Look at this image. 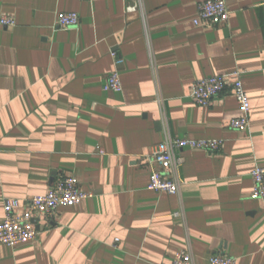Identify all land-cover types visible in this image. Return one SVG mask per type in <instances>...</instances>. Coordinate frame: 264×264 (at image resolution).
Instances as JSON below:
<instances>
[{"label": "crops", "instance_id": "obj_1", "mask_svg": "<svg viewBox=\"0 0 264 264\" xmlns=\"http://www.w3.org/2000/svg\"><path fill=\"white\" fill-rule=\"evenodd\" d=\"M202 0H0V222L6 198L43 195L73 175L92 197L38 220L35 239L0 244V264H194L212 254L264 264V0H226L224 24L193 23ZM77 12L75 27L57 25ZM113 50L123 59L116 64ZM118 69L122 91L105 90ZM240 70L250 126L227 92L208 106L193 82ZM164 100L161 106L156 98ZM220 139L185 147L179 195L148 189L144 157L165 136ZM179 212V215L176 214Z\"/></svg>", "mask_w": 264, "mask_h": 264}, {"label": "built area", "instance_id": "obj_2", "mask_svg": "<svg viewBox=\"0 0 264 264\" xmlns=\"http://www.w3.org/2000/svg\"><path fill=\"white\" fill-rule=\"evenodd\" d=\"M128 11L141 10L144 13L142 0L127 6ZM229 19V10L226 0H202L198 3V13L193 23L197 26L224 24ZM0 23L5 26H14L16 18L4 14ZM80 23L77 12L60 13L57 25L62 28L75 27ZM116 64L120 65L123 59L117 57L113 50ZM105 90L122 91V82L118 69L112 71L107 78ZM230 92L237 98L241 115L231 120V126L237 130L245 131L250 126V100L244 87L240 70L221 73L215 76L200 78L193 82L191 97L198 105L208 106L214 98ZM157 102L162 106L163 98L158 94ZM165 136L161 143L152 147L149 154L144 157L145 163L150 167V180L148 189L157 192H167L179 195L181 188V166L183 158L180 152L185 147L204 149L212 152L218 151L222 146L220 139H196L189 137H174L168 129L166 117L163 118ZM252 197L264 199V166H256L252 172ZM91 191L81 189L79 180L73 175H66L58 179L46 194L33 196L25 202L18 198H6L4 204L5 217L0 222V244L15 246L19 243L33 240L38 235L35 220H48L52 218L62 206H73L82 200L92 197ZM176 214L179 215V212ZM170 264H194L191 250H180ZM209 264H236L234 257L222 254H212Z\"/></svg>", "mask_w": 264, "mask_h": 264}, {"label": "water", "instance_id": "obj_3", "mask_svg": "<svg viewBox=\"0 0 264 264\" xmlns=\"http://www.w3.org/2000/svg\"><path fill=\"white\" fill-rule=\"evenodd\" d=\"M35 222H38V220L36 219V220H35ZM36 227H37V229H39V228H40V227H39V225H38V223H37V226H36Z\"/></svg>", "mask_w": 264, "mask_h": 264}]
</instances>
